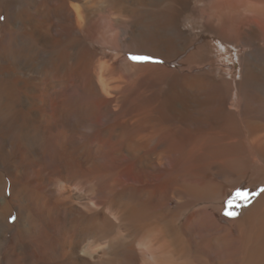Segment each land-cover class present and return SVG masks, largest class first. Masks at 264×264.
I'll return each mask as SVG.
<instances>
[{"label":"bare ground","instance_id":"bare-ground-1","mask_svg":"<svg viewBox=\"0 0 264 264\" xmlns=\"http://www.w3.org/2000/svg\"><path fill=\"white\" fill-rule=\"evenodd\" d=\"M231 1H213L204 18L208 27L227 32L226 13L244 8L254 31H264V0ZM120 2L135 19L123 23L121 42L170 57V41L143 34L154 24L178 29L174 1ZM69 4L0 0V227L9 213L1 205L13 204L23 222L16 242L41 264H264V186L236 224L207 210L221 212L224 197L234 198L222 182L242 177L255 185L264 179L257 163L264 162V130L251 129L246 139L240 124L251 118L246 100L226 107L227 91L199 99L214 86L210 64L203 78L179 62L169 70L136 65L128 74V62L109 57V17L96 21L101 31H92L81 7ZM221 39L216 46L200 40L187 56L217 57L226 43ZM177 80H183L185 97L165 91ZM160 82L168 88L147 93ZM124 164L132 167L129 185L118 175ZM167 183L181 200L173 209ZM59 207L66 214L62 225L55 219ZM188 208L194 212L179 222ZM19 258L6 257L5 264H19Z\"/></svg>","mask_w":264,"mask_h":264},{"label":"rangeland","instance_id":"rangeland-1","mask_svg":"<svg viewBox=\"0 0 264 264\" xmlns=\"http://www.w3.org/2000/svg\"><path fill=\"white\" fill-rule=\"evenodd\" d=\"M171 1H174L172 5H175L177 9L179 10V18H178V24H177L178 29L177 30H175L176 28L169 29L167 26L163 28L157 27L154 24L152 27L150 28L148 27L147 29H144L145 35L143 34L144 37L145 36L149 37V35L151 34L154 37H160L161 39L170 41L171 42L170 48L172 50L170 51V54H169L170 57L168 58L163 56V52L153 51L152 53L147 50L145 51L142 50L143 48L139 49L135 45L127 44L126 46V43L121 42L123 40L121 39L123 38L122 37L123 35H121L122 34L121 28L127 27V25L126 24L124 25L123 23H127L128 21L129 23H133L135 22V19H133V15L131 16V13H130L131 9L129 5H124L123 6L124 11H123V7H121L122 3L120 2V0H80V1L79 0L77 1L69 0V3H70L69 5L73 7V5L78 4L81 7L80 8L81 10H79L81 11V13L79 15L80 17H83V20L87 24L91 23V25L89 24L88 26L92 31L93 30L101 31L102 29H100V27H102L101 26L102 23L101 25H99L96 23V21L99 18L103 17L104 15L109 17L110 19L109 21L111 22L109 23L110 24L109 29L111 33L107 34L106 38L109 42H111L110 44L111 49L114 50V52L110 51L109 57L111 60L114 59L113 61H116V63L118 64L125 62V61L126 63L128 62L129 64L127 63L126 66L124 67L127 69L125 71H128V74L134 73V70H135L134 67L136 65L137 66L151 65L155 67L156 65L160 64L156 66L155 68L169 70L170 68L169 65H171L173 62L174 63L179 62L181 65L185 66V67H180V68H185V69L191 68L193 69L192 71L193 74H197L199 76H202L203 78L204 76H207L209 74V71L207 68H209L208 64H210L212 66V82L214 86L208 87L203 93H201L199 95V99L203 98L202 100H205L208 98V96L216 97V94L218 93L221 94L224 91H227V96L225 100L226 107L234 108L236 106V100L240 98L242 99L244 98L248 104L247 105V107L249 108L248 110L252 111L251 118H248V119L240 118V121L242 122L240 124L242 125L244 137L246 139H249L248 133L251 129L253 130V132L254 131L257 132V129L260 132H262L264 130L263 128L264 127V98L262 97L264 95V31H261L259 33H256V31H254L256 26L254 25L253 20L250 17V15L244 11L245 10L244 8L236 9L233 12L226 13L227 32H223L221 30L215 31V28L212 29L208 27L205 21L206 16H208L210 8L212 6H215L213 1H216V0H184V1L183 0H180V1L171 0ZM229 1L231 4H233L234 2L231 0ZM244 1H248V0H244ZM181 2H182V5H181ZM260 2L261 0H255L256 4H259ZM220 3L221 2L217 1L216 5L219 6ZM158 8H160V10H164L162 7H158ZM184 9L186 12L184 11ZM165 11L167 13L170 12L169 10H164V12ZM1 15L4 16V13L2 12ZM145 15L147 14H144L142 16H145ZM80 17H79V20L83 21ZM147 19L148 17H146L144 20H147ZM0 22H2V18L0 19ZM222 30H225V29L223 28ZM202 32H203L202 35H204L205 38L201 35ZM112 33H115L118 36L117 35L113 36ZM210 36L211 38H208ZM217 38H222L226 42L224 44V47L218 46V48H220L221 50L222 49L224 50L217 57H215V54H214L213 58L209 60L208 57L206 58L204 57V59L202 58L200 59V57H193L192 59H190V57L187 56L188 54L186 51L195 49L196 46H199V43L201 41L203 42L211 41L213 43V46H216V43L214 42L216 41L215 39ZM201 45H202V42H201ZM189 47L191 48L189 49ZM142 54L144 56H142ZM133 57H147V58L150 57V58L147 59L148 63L146 64L145 63L146 60L144 61L134 60ZM187 57L189 61H187ZM175 73H178V75L182 74L180 72H175ZM70 77L72 79V76ZM246 78H248L250 82H251V79L255 78L256 80H254V82L256 81L255 83L256 85L251 86V84L253 83L249 82V87H248L246 84L247 83ZM165 79H163V82H165V84L170 82L169 78H165ZM43 80L45 79L43 78L42 81ZM182 83H183V80L182 81L177 80V82L174 83V85L176 86L173 85L171 88L167 89L168 87L161 84L160 82L159 85L155 86L156 88L155 87L153 88L154 90L151 89L150 91H147V93L149 92L148 94L154 95V93L159 92V90L162 91L164 89H167L165 91H167L169 95L171 94L170 91H173L177 93L180 92V94L185 97V92L180 87V85H183ZM223 83H224V87L221 86V84ZM257 93L261 97H258L254 100L252 96L255 97ZM153 95H149V98H152ZM251 98L252 100H250ZM212 107L215 109L216 105H212ZM219 115H222V110H219ZM75 117L70 116L69 121L70 122H73L74 120L75 122L79 121L76 119L77 117L76 118ZM250 121L252 123H250ZM204 122H206V120ZM245 125L247 126L245 127ZM155 144L156 143L154 141L151 147V151H154V154H152V158L154 157V160L156 158H160L158 155L155 156L157 154L155 152L156 151ZM253 159H255V157H253ZM257 163L260 164L262 167H264L263 166L264 162H262L261 159H257ZM131 169L132 167L130 166L128 167L125 164L124 166L122 165L118 169L119 170L118 175L125 177L123 178L125 179V183H126L125 185L130 184L128 183V180L126 179L131 176L130 174ZM237 179L238 178L233 179L232 182H230L231 179L229 180V183H230L229 185L231 186V188L229 185L226 186L227 182H222L223 185L225 186L223 187L229 189L228 194H231V197H234V198L224 197L225 200L223 199L222 200L223 202L220 204L221 208L224 209L223 211L220 212V211L212 210L210 206L207 207V210L210 209L211 211L215 213V217L225 220L226 222L230 224H236L237 222L242 221L244 213L246 214V212L252 206L253 202L256 201L257 196L259 195L260 191L261 192L263 191L262 187L264 186V179L261 183H258L255 185L249 184L248 180L245 178L242 179V177H240L238 180ZM165 187H167L166 194L169 198V206L170 208L173 209L175 208V206L179 205L181 200L177 198L178 193H176V191H173L172 186L169 183H167ZM238 193H240L241 195H238ZM3 195L4 197L9 196V187L7 188L5 187ZM245 196H249V198L250 197L251 198L250 199L247 198L245 201L244 199ZM43 201L45 205L49 204L48 199H45ZM6 203L3 202V204L1 205V207L5 206L6 210L9 209V213L4 218V221H5L4 226L0 227V264H5L6 257H8L9 259H13V258H16L17 255L20 256V258L18 259L19 264H41V262L39 263L38 260H36L33 256H31L26 251V249L24 248L22 244L16 242V236L18 235V231L22 230L23 222L19 220L20 212L18 211V209H16L13 204L9 205L7 203L8 204L7 205ZM59 209H58L57 215H55V219L58 225H62L65 222L66 214L62 211L63 210L62 208L60 210ZM102 211L103 210H99L97 218H101L103 216ZM193 212H194L193 208H188L185 211H183L181 216L179 217V222L181 223L186 222V220L192 215ZM24 213L26 212H22V218L23 216H25ZM229 213H233L234 215H229ZM37 222H41V221H36V224L41 230H44L42 226H40V224ZM5 225L7 227H5ZM232 238L235 239V236H233Z\"/></svg>","mask_w":264,"mask_h":264},{"label":"snow or ice","instance_id":"snow-or-ice-1","mask_svg":"<svg viewBox=\"0 0 264 264\" xmlns=\"http://www.w3.org/2000/svg\"><path fill=\"white\" fill-rule=\"evenodd\" d=\"M134 60H147L149 58L147 57H133ZM238 195H241L240 193H238ZM246 195V194H245ZM229 215H234L233 213H229Z\"/></svg>","mask_w":264,"mask_h":264}]
</instances>
